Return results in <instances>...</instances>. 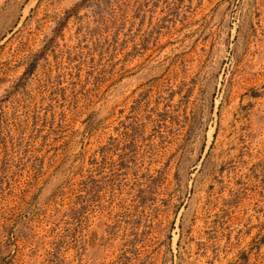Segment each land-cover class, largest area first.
Here are the masks:
<instances>
[{"label":"rangeland","instance_id":"obj_1","mask_svg":"<svg viewBox=\"0 0 264 264\" xmlns=\"http://www.w3.org/2000/svg\"><path fill=\"white\" fill-rule=\"evenodd\" d=\"M0 264H264V0H0Z\"/></svg>","mask_w":264,"mask_h":264}]
</instances>
